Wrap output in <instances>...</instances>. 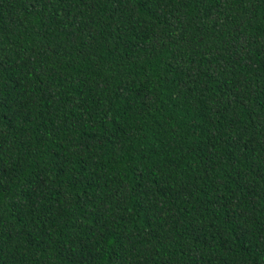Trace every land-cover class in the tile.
Instances as JSON below:
<instances>
[{
	"label": "trees",
	"instance_id": "1",
	"mask_svg": "<svg viewBox=\"0 0 264 264\" xmlns=\"http://www.w3.org/2000/svg\"><path fill=\"white\" fill-rule=\"evenodd\" d=\"M0 264H264V0H0Z\"/></svg>",
	"mask_w": 264,
	"mask_h": 264
}]
</instances>
